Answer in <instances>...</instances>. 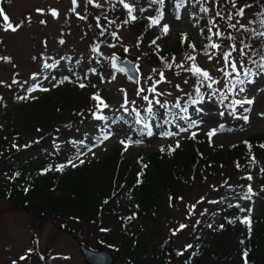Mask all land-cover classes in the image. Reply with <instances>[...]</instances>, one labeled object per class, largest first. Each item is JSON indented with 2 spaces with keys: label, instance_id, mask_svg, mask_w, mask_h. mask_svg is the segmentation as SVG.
I'll list each match as a JSON object with an SVG mask.
<instances>
[{
  "label": "trees",
  "instance_id": "obj_1",
  "mask_svg": "<svg viewBox=\"0 0 264 264\" xmlns=\"http://www.w3.org/2000/svg\"><path fill=\"white\" fill-rule=\"evenodd\" d=\"M131 1L124 3L133 9V16L137 4ZM182 1L148 0L143 11L155 7L158 15L176 16V7ZM245 3L258 7L254 20L244 28L240 26L246 30L241 43L250 51L246 56L248 73L255 74L264 69V0ZM118 5L124 12L125 24L137 33L153 59L165 61L182 52L197 55L210 51L208 25L196 2L189 12L190 22L201 37L199 45H193L183 34L167 50L158 46L164 34L152 32L146 18L134 22L120 0ZM220 6L219 16L224 17L228 9ZM100 16L97 14L99 22ZM91 32L98 35L99 41L108 37L100 27ZM95 68L99 69L97 65ZM47 69L44 67L39 74L44 75ZM69 70L46 93L29 92L33 85L28 84L14 97L12 109L0 102V198L29 213L49 216L66 231H72V227L80 234L85 231V235L94 238L97 249L111 252L125 264H264V133L251 135L227 150L211 146L209 138L186 136L171 142L172 131H162L167 121H159L148 111L146 118L141 113L133 117L102 115L99 100L107 102V93L99 84V74L90 77L92 71H81L77 63ZM114 75L111 72V77ZM197 85L191 87L181 109H172V120L182 118L190 104L203 100L231 115L233 101L227 87L215 95L214 89L205 90ZM152 120L157 124L153 134L167 136L157 152L129 160L122 155L123 147L115 145L103 160L70 165L71 157L86 137L93 135L90 126L111 121L138 134L148 129ZM30 128L36 130V135L23 142L22 135ZM57 145L66 147L63 155L54 149ZM204 184L223 190L212 199L192 240L181 248L173 247L168 236L159 242V234L153 228L164 219L161 203L167 201L175 207L185 189ZM249 186L251 196L259 201L255 216H251V207L236 202L249 195ZM227 198L234 201L225 203ZM245 218H250V228L242 223ZM173 233L172 229L171 235H178Z\"/></svg>",
  "mask_w": 264,
  "mask_h": 264
},
{
  "label": "rangeland",
  "instance_id": "obj_2",
  "mask_svg": "<svg viewBox=\"0 0 264 264\" xmlns=\"http://www.w3.org/2000/svg\"><path fill=\"white\" fill-rule=\"evenodd\" d=\"M147 1H131L137 4L133 20L146 18L152 32L164 34L158 43L161 49L173 47L183 34L193 45H199L201 37L190 22L189 12L195 2L205 16L211 45L219 47L211 46L207 54L182 52L159 61L153 59L137 33L125 24L124 12L118 9L119 0H76L75 4L73 0H0L3 14L17 28L16 31H5L7 22L0 15V102L14 108V97L30 83L33 87L38 86L35 92H48L70 66L77 63L81 71H92L90 77L99 74V84L107 93V102L104 103L107 107L99 109L105 117H133L135 113H141L146 118L145 112L151 107V115L159 121H167L163 123L162 131H172L171 142L186 136L209 138L210 145L220 150L230 149L251 135L263 134L264 70L248 73L246 56L250 51L241 43L246 37V30L241 27L254 20L253 13L258 7L246 4V0H183L176 7L174 16L171 13L158 15L155 7L143 11ZM220 4L228 9L224 17L218 15ZM241 9L243 15L239 16L235 11ZM53 10L58 16L51 14ZM97 14H101V22ZM154 20L158 23L154 24ZM165 25L167 33L164 32ZM98 27L108 33L104 41L96 40L98 35L91 32ZM226 31L229 33L225 34ZM113 55L120 59H134L140 78L137 85L128 83L121 75L111 77L109 60ZM45 64L52 67L41 75ZM193 65L207 72L209 78L190 71ZM34 75H37L35 79L32 78ZM196 80L205 90L214 89L215 95L227 87L233 101L231 115L219 110L215 103L204 100L190 104L182 118L172 120L170 112L173 108H182L191 87L198 86ZM145 96L148 100L144 99ZM249 100L252 103H247ZM148 101L152 102L151 105ZM85 105L81 107L87 108ZM148 125L149 129L138 134L111 121L90 126L93 135L86 137L71 157L70 165L78 166L90 159L103 160L115 145L123 147L122 155L129 160L157 152L167 136L153 134L157 128L155 120ZM210 132L215 134L210 136ZM35 135L36 130L30 128L23 133L22 140L26 142ZM54 149L63 155L66 147L57 145ZM49 164L54 165V161L49 160ZM222 190V187L209 184L193 186L184 190L175 207L167 201L162 202L160 211L164 219L153 228V232L159 234V242L168 236L173 247H185L192 240L195 227L204 219L212 199ZM233 201L227 198L225 203ZM236 202L251 207L253 215H257V197L250 195V198ZM142 224L146 223L142 221ZM182 225L185 227L181 228ZM172 229L178 233L176 237L171 235ZM85 233L80 234L73 227L72 231H66L51 217L29 213L0 198V264H85L79 245L97 249L94 238ZM113 264L125 263L117 258Z\"/></svg>",
  "mask_w": 264,
  "mask_h": 264
},
{
  "label": "water",
  "instance_id": "obj_3",
  "mask_svg": "<svg viewBox=\"0 0 264 264\" xmlns=\"http://www.w3.org/2000/svg\"><path fill=\"white\" fill-rule=\"evenodd\" d=\"M133 60L120 59L113 55L110 58L109 67L112 72L123 76L128 83L137 85L139 74ZM79 249L85 264H113L116 259L111 252L104 249H90L82 244L79 245Z\"/></svg>",
  "mask_w": 264,
  "mask_h": 264
},
{
  "label": "snow or ice",
  "instance_id": "obj_4",
  "mask_svg": "<svg viewBox=\"0 0 264 264\" xmlns=\"http://www.w3.org/2000/svg\"><path fill=\"white\" fill-rule=\"evenodd\" d=\"M89 2H92V0H89ZM120 2L123 4L124 8L128 10V13H129L130 18H131V19H135V17L131 15L133 9H132L127 3H124V0H120ZM73 3L75 4V3H76V0H73ZM97 6H99V5H97ZM205 11H207V9H205ZM51 14H52L54 17H55V16H58V13H57L55 10H53ZM237 14L242 16V15H243V9H241ZM0 15H2L4 21L7 22L6 25H5V31H8V30L16 31V30H17L16 27H14L10 22H8V21H9V17H8L6 14H3V10H2V9H0ZM218 15H219V13H218ZM42 23H43V21H42ZM153 23H154V24H155V23H158V21H155V20H154ZM262 23H264V22H262ZM233 27H234V26H233ZM167 31H168V28H167V26L165 25V26H164V32L167 33ZM217 35H219V33H217ZM262 35H264V33H262ZM61 43H63V41H61ZM193 47H194V46H193ZM212 47H213V48H218L219 45L213 44ZM234 50H235V49H234ZM241 51H243V50H241ZM228 55H230V53L227 54V55L225 56V59H226V60H227V56H228ZM189 59H190V60H194L195 58H194V57H189ZM44 67H45V68H48V67H52V66H51V65H48V64H45ZM169 67H170V65H169ZM232 67H233V70H235V67H236L235 64H233ZM189 70H190V71H193L194 74L203 75L205 78H209L207 72H204V71H202L201 69H199L198 67H195V65H193V67H192L191 69H189ZM32 78L35 79V78H36L35 75H34ZM65 79H66V78H65ZM13 82H14V83H17V81H15V80H14ZM80 87H84V85L81 84ZM37 88H38V86L33 87V88H30L28 91H29V92H31V91H35V90H37ZM40 90L46 91L47 89H40ZM141 91H143V90L141 89ZM152 91H155V89H152ZM26 98H27V97H25V99H26ZM94 99L99 100V97H94ZM144 99H145V100H148V97L145 96ZM148 102H149V104L151 105L152 102H151V101H148ZM99 103H100L101 105H103L104 107H107V105H104V102H103L102 100H99ZM157 103H159V101H157ZM236 103H240V101H236ZM247 103H252V101L249 100V101H247ZM148 112L151 113V107H149ZM97 118H98V119H103V117H97ZM244 119H245V121H247V117H244ZM182 130H183V129H182ZM214 134H215L214 132H210V133H209L210 136H211V135H214ZM177 146H178V145H177ZM261 147H264V145H262ZM81 162H82V161H81ZM74 166H75V165H74ZM59 170H62V168L59 169ZM248 179L251 180L252 177L249 176ZM248 194H249V195L246 196L245 198H250V195L252 194V188H251V186L248 187ZM193 208H194V206H193ZM132 218H134V217H130V219H132ZM242 223L248 224V225H249V228H250V226H251V220H250V218H245V219L242 221ZM183 227H185V226L182 225L181 228H183ZM173 234H175V233H173ZM189 247H190V246H189ZM180 254H182V253H180ZM246 255H247V253H245V256H246ZM21 259H25V257H21Z\"/></svg>",
  "mask_w": 264,
  "mask_h": 264
}]
</instances>
